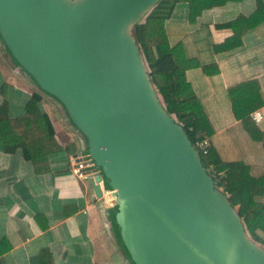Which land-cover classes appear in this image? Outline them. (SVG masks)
I'll return each instance as SVG.
<instances>
[{
  "label": "water",
  "instance_id": "obj_1",
  "mask_svg": "<svg viewBox=\"0 0 264 264\" xmlns=\"http://www.w3.org/2000/svg\"><path fill=\"white\" fill-rule=\"evenodd\" d=\"M160 0H0L13 59L87 139L92 184L135 264H264L225 193L159 99L133 34Z\"/></svg>",
  "mask_w": 264,
  "mask_h": 264
},
{
  "label": "crops",
  "instance_id": "obj_2",
  "mask_svg": "<svg viewBox=\"0 0 264 264\" xmlns=\"http://www.w3.org/2000/svg\"><path fill=\"white\" fill-rule=\"evenodd\" d=\"M256 9V0L229 2L205 10L192 22L189 4L179 3L165 27L167 49L185 73L213 130L207 139L211 147L223 162L242 163L253 178H260L264 175V119L257 123L252 118L259 130L258 137H253L235 116L229 90L257 82L264 101V24L244 32L237 48L215 49L234 36L224 25L241 15L251 16ZM0 48L8 51L1 37ZM10 63L8 69L0 61V106L8 100L11 117L19 118L30 98L41 95L58 148L37 172L21 149L7 153L0 144V264H135L121 236L114 205L97 199L91 179L80 180L71 172L70 157L88 151L87 139L57 99L41 91L9 57ZM256 111L264 115V104ZM256 202L264 205V194Z\"/></svg>",
  "mask_w": 264,
  "mask_h": 264
},
{
  "label": "trees",
  "instance_id": "obj_3",
  "mask_svg": "<svg viewBox=\"0 0 264 264\" xmlns=\"http://www.w3.org/2000/svg\"><path fill=\"white\" fill-rule=\"evenodd\" d=\"M243 0H160L148 14L133 28L151 81L167 112L181 124L190 143L209 139L213 130L209 120L172 53L167 49L166 22L171 18L179 3H188L190 19L195 22L205 10L223 6L229 2ZM257 9L251 16L241 15L224 25L232 29L234 36L215 49L228 51L242 44L247 30L264 24V0H256ZM6 96V85L3 86ZM235 116L244 121L247 130L258 137L259 130L251 114L264 104L261 87L257 82L237 85L229 90ZM42 96L34 94L27 102L22 117L12 118L10 104L5 100L0 106V144L4 152L13 153L21 149L37 172L42 169L49 155L58 148L56 134L47 113L42 109ZM201 162L214 178L241 218L248 238L264 247V205L256 198L264 194V175L253 178L249 168L242 163H225L212 147L207 154L198 152ZM116 215V211H114Z\"/></svg>",
  "mask_w": 264,
  "mask_h": 264
},
{
  "label": "built area",
  "instance_id": "obj_4",
  "mask_svg": "<svg viewBox=\"0 0 264 264\" xmlns=\"http://www.w3.org/2000/svg\"><path fill=\"white\" fill-rule=\"evenodd\" d=\"M252 118L255 122L260 123L261 121H263L264 115L261 111H256L255 113L252 114ZM210 147H211L210 142L209 140L206 139L198 142L194 148L197 150V152L201 151L204 154H207ZM70 161H71V172L75 176H77V178H79L80 180H84V179L85 180L91 179L93 181L95 180L96 175L98 174V172L96 171L97 166L88 151L73 154L70 157ZM98 185H100L103 190V198L100 200H102L103 203H106L107 205V201H106L107 196L109 193L114 192V190L108 188L104 180L101 183H98Z\"/></svg>",
  "mask_w": 264,
  "mask_h": 264
},
{
  "label": "rangeland",
  "instance_id": "obj_5",
  "mask_svg": "<svg viewBox=\"0 0 264 264\" xmlns=\"http://www.w3.org/2000/svg\"><path fill=\"white\" fill-rule=\"evenodd\" d=\"M0 37H1V34H0ZM2 38V37H1ZM3 40V39H2ZM6 46V45H5ZM7 48V47H6ZM8 49V48H7ZM8 55V57H7V55ZM9 57L10 58H12V60H13V57H12V55H11V53H10V51L8 50H6L5 51V49L4 50H2L1 48H0V61H1V63H2V65L5 67V68H8V69H10V67H11V63L9 64ZM18 67V68H17ZM16 68L18 69V70H20L22 73H24L29 79H30V81L32 80L33 81V84L35 83V81H34V79L21 67V66H17ZM29 86V85H28ZM27 86V87H28ZM26 87V88H27ZM28 89V88H27ZM158 93V92H157ZM51 96V95H50ZM52 97V96H51ZM160 99V98H159ZM161 100V99H160ZM215 181V180H214ZM215 185H216V183H215ZM217 187V186H216ZM117 211V210H116Z\"/></svg>",
  "mask_w": 264,
  "mask_h": 264
},
{
  "label": "bare ground",
  "instance_id": "obj_6",
  "mask_svg": "<svg viewBox=\"0 0 264 264\" xmlns=\"http://www.w3.org/2000/svg\"><path fill=\"white\" fill-rule=\"evenodd\" d=\"M114 192H111L108 194L107 196V200L109 201L110 204L114 205L116 204L118 198L120 197V195H122L123 191L122 189H113Z\"/></svg>",
  "mask_w": 264,
  "mask_h": 264
}]
</instances>
